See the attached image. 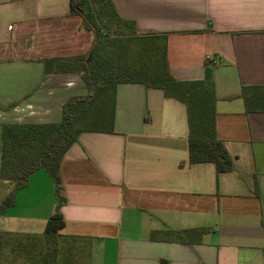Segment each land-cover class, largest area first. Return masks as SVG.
I'll return each instance as SVG.
<instances>
[{
  "label": "crops",
  "instance_id": "obj_1",
  "mask_svg": "<svg viewBox=\"0 0 264 264\" xmlns=\"http://www.w3.org/2000/svg\"><path fill=\"white\" fill-rule=\"evenodd\" d=\"M111 1L138 34L166 35L170 78L210 71L216 136L232 168L189 164L185 106L119 83L112 132H80L60 161L62 203L38 170L0 215L9 238L0 264H26V238L39 259L56 211L55 264H264V109L248 110L241 95L264 87V0ZM93 43L70 0H0V138L5 124L59 123L67 100L88 94L73 59ZM12 189L0 181V203ZM190 229L206 232L172 240Z\"/></svg>",
  "mask_w": 264,
  "mask_h": 264
},
{
  "label": "trees",
  "instance_id": "obj_2",
  "mask_svg": "<svg viewBox=\"0 0 264 264\" xmlns=\"http://www.w3.org/2000/svg\"><path fill=\"white\" fill-rule=\"evenodd\" d=\"M70 11L81 16L84 28L94 35L88 55L73 59V69L87 85L88 94L68 99L62 106L59 123L2 125L0 181L12 183L13 189L0 203V215L13 205L16 191L24 188L28 177L38 170L47 172L55 186L58 206L62 203L58 175L60 161L80 132H112L114 95L119 83H140L147 88L159 89L166 98L182 103L188 124L189 164L212 163L217 173L231 170V158L216 136L215 95L208 69L200 81L170 78L166 69V35L138 34L132 21L119 17L111 0H70ZM131 42L141 45L139 54L143 62L137 67L128 63ZM53 61L57 60L42 62L46 66ZM241 95L248 110L249 103L264 109V87H243ZM62 226L56 211L46 222L43 231L45 249L39 259L33 239L19 241L21 247L18 249L28 257L26 264H55V238ZM205 232L190 229L170 234L172 240L191 242L199 241ZM8 239L0 232V261L6 255Z\"/></svg>",
  "mask_w": 264,
  "mask_h": 264
},
{
  "label": "rangeland",
  "instance_id": "obj_3",
  "mask_svg": "<svg viewBox=\"0 0 264 264\" xmlns=\"http://www.w3.org/2000/svg\"><path fill=\"white\" fill-rule=\"evenodd\" d=\"M140 47L141 45L137 42H131L128 45V63L132 67H137L141 62H143V59L141 61V56L139 54Z\"/></svg>",
  "mask_w": 264,
  "mask_h": 264
}]
</instances>
